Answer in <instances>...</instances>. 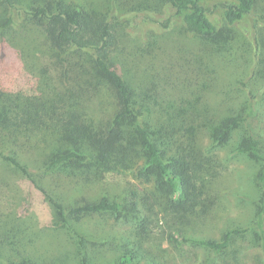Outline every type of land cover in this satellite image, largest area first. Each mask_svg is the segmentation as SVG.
Listing matches in <instances>:
<instances>
[{"label":"trees","instance_id":"obj_1","mask_svg":"<svg viewBox=\"0 0 264 264\" xmlns=\"http://www.w3.org/2000/svg\"><path fill=\"white\" fill-rule=\"evenodd\" d=\"M160 1L175 9L180 36L198 39L220 58L246 43L247 76L219 79L211 64L196 58L177 83L171 72L133 73L130 65L175 29L171 18L145 16L130 24L75 0H0V45L14 24L27 19L53 50L50 60L40 58L42 89H0V160L49 200V227L68 237L76 264H178L145 244L151 236L189 249L179 264H241L251 251L264 264V12L255 16L253 34L239 41L234 25L258 0H221L224 25L210 14V0ZM14 47L23 52L20 41ZM171 82L177 94L167 90ZM238 157L252 166L250 222L219 237L193 236L185 228L187 215L198 203L219 200L218 180ZM54 175L74 186L99 183L101 191L63 203ZM134 180L151 188L140 190ZM112 182L122 184L121 192L106 186ZM95 213L135 223L122 234L123 248L112 261L90 254L88 236L76 227ZM19 253L9 254L8 264H34Z\"/></svg>","mask_w":264,"mask_h":264},{"label":"rangeland","instance_id":"obj_2","mask_svg":"<svg viewBox=\"0 0 264 264\" xmlns=\"http://www.w3.org/2000/svg\"><path fill=\"white\" fill-rule=\"evenodd\" d=\"M75 1L100 12L112 13L120 21H128L130 24L145 16L159 21L172 19L171 26L174 24L175 29L160 38L159 48H151V55L144 52L145 58L141 57L136 64L130 65L133 73L171 72L169 76L171 81L177 83L184 73L190 72L189 69L192 68L196 58L211 64L219 79L233 81L234 77L247 76L242 73L246 71V62L249 60V53L244 50L249 49L246 43L236 44L239 48L238 53L225 54L222 57L227 60H222V57L220 58L207 44L188 35L180 36L176 30L180 25V19L175 15V9L160 0ZM221 2V0H210L207 6L210 14L219 19H217L219 25H224L221 19ZM263 12L264 0H258L246 19L237 26L234 25L239 41H245L246 34V36L253 34L255 16ZM13 29L14 32H10L0 45V89L12 92L18 90L37 92L42 89L37 85V80L40 78V58L50 60L53 57V50L41 28L27 19L18 21L13 25ZM18 41L23 46L22 53L14 47ZM52 82L56 85L54 80ZM174 82L167 84L166 87L167 90L177 94L178 88ZM179 91L183 93L185 89L180 88ZM206 94H210V90H207ZM210 97L214 98L208 95L207 99L211 100ZM251 170L252 166L245 158L238 157L233 160L224 172V176L218 180L219 200L214 203L208 201L207 204L198 203L194 211L187 215L189 221L185 228L191 230L189 232L193 236L219 237L231 226L247 225L254 208L251 200L253 195L247 191L251 185L249 180ZM50 179L57 186L56 192L63 203L73 202L81 195L95 198L101 191L99 183H81L79 186H74L68 184L63 176L54 175ZM134 182L140 190L146 191L151 188V184H141L138 180ZM106 186L121 192V183L115 186L112 182ZM0 188V249L2 251L0 264H8V255H17L21 251L23 256L27 260L31 259L34 264H76L68 237L49 227L53 213L49 200L24 175L3 160H0ZM155 211L156 209L153 208L152 217L156 216ZM159 223L162 225L161 222ZM134 226V221L124 218L115 219L108 213L87 214L76 222V227L83 230L89 238L87 251L103 262L115 259L123 248L122 234L132 232ZM172 229L173 226L170 225L167 234ZM145 244L158 250H165L168 257L178 264L180 253L189 255L187 253L189 249L185 246H176L166 238L157 241L151 236ZM252 254L253 251L249 252L242 259L241 264H258ZM18 256L21 257V254L19 253Z\"/></svg>","mask_w":264,"mask_h":264}]
</instances>
